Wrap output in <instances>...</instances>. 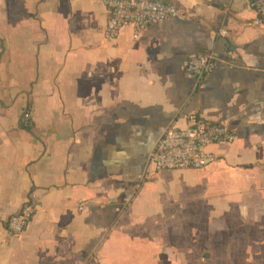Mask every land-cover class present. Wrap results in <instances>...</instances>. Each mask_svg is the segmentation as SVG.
Segmentation results:
<instances>
[{
    "label": "crops",
    "instance_id": "1",
    "mask_svg": "<svg viewBox=\"0 0 264 264\" xmlns=\"http://www.w3.org/2000/svg\"><path fill=\"white\" fill-rule=\"evenodd\" d=\"M174 1L185 17L107 38L100 0H0V264H190L196 205L208 224L234 209L250 226L245 262L264 264V24H246L248 0ZM212 49L214 71L190 74L188 57ZM193 112L236 139L209 145L219 159L203 168L148 171ZM31 192L14 234L6 221Z\"/></svg>",
    "mask_w": 264,
    "mask_h": 264
},
{
    "label": "built area",
    "instance_id": "2",
    "mask_svg": "<svg viewBox=\"0 0 264 264\" xmlns=\"http://www.w3.org/2000/svg\"><path fill=\"white\" fill-rule=\"evenodd\" d=\"M107 10L108 18L104 28L107 38H115L127 25H132L134 36H138L151 23L167 19L182 18L187 12L174 0H100ZM256 11V16L246 24H264V0H248ZM227 33L226 27L220 28ZM218 52L214 49L191 54L187 60V71L203 78L212 73L217 65ZM32 110L24 107L20 116L23 126L32 124ZM235 129L225 120H208L197 113H189L183 125L171 123L150 150L146 168L155 172L166 168H203L219 159V155L209 148L218 142H231L236 139ZM83 201L80 208L84 206ZM37 209L36 194L29 193L22 206L12 212L7 221V229L18 234L29 224Z\"/></svg>",
    "mask_w": 264,
    "mask_h": 264
},
{
    "label": "rangeland",
    "instance_id": "3",
    "mask_svg": "<svg viewBox=\"0 0 264 264\" xmlns=\"http://www.w3.org/2000/svg\"><path fill=\"white\" fill-rule=\"evenodd\" d=\"M194 208V214L189 211L187 216L188 229L194 227V236H183L182 241L186 246V243H191L190 239L193 240L194 251L190 256V264H249L245 259L246 256L249 259L250 253L241 250L251 237L249 224L240 220L234 209L225 214L224 221L208 224L206 207L196 205ZM199 208L202 210L198 211ZM243 211L245 212L246 208ZM207 251L210 258L205 255ZM261 260L264 261V253H261Z\"/></svg>",
    "mask_w": 264,
    "mask_h": 264
}]
</instances>
